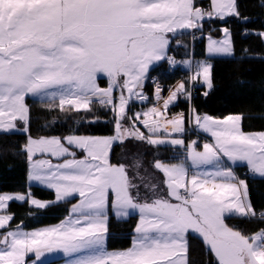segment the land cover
Listing matches in <instances>:
<instances>
[{
  "label": "snow or ice",
  "instance_id": "snow-or-ice-1",
  "mask_svg": "<svg viewBox=\"0 0 264 264\" xmlns=\"http://www.w3.org/2000/svg\"><path fill=\"white\" fill-rule=\"evenodd\" d=\"M231 16H239L236 0H209L208 8L195 0H0V134H26L20 153L27 180L55 194L44 202L31 192L0 193V264H28L29 254L36 264L56 252L72 257L68 264H189L190 236L202 241L212 264H264V228L245 235L226 222L230 217L264 222V210L257 212L247 182L232 168L246 165L248 173L264 178V131H243L242 114L201 116L191 106L192 88L182 81L166 98L156 84L155 105L128 111L131 101L148 99L143 89L154 66L177 63L168 55L172 38L202 29L205 20ZM221 32L219 40L207 38L209 56L233 54L230 30ZM256 35L264 41V31ZM183 64L193 87L212 88L210 63ZM101 78L106 87H100ZM180 96L189 102L188 116H169ZM28 97L90 124L99 117L82 114L98 105L111 112L114 134L33 137ZM186 121L211 138L202 150L196 140L183 138ZM129 141L183 155L176 162L155 157L153 171L144 169L143 175L136 153L126 157L131 165L111 162L114 145ZM72 197L78 202L56 225L32 231L9 227L10 202L42 210ZM109 212L118 220L138 214L129 248L107 250Z\"/></svg>",
  "mask_w": 264,
  "mask_h": 264
},
{
  "label": "trees",
  "instance_id": "trees-1",
  "mask_svg": "<svg viewBox=\"0 0 264 264\" xmlns=\"http://www.w3.org/2000/svg\"><path fill=\"white\" fill-rule=\"evenodd\" d=\"M201 7L205 2H199ZM239 16L227 17L225 21H203L202 29H194L192 32L182 33L178 38H172L170 54L176 59H182L190 55L194 58L205 57L204 42L194 45L191 43L193 34L219 38L221 29L228 28L233 40V56L229 58H213L212 65V88L207 95L202 86L192 89L191 106L199 114H206L214 118L222 119L228 115L242 114V129L245 132L264 131V41H261L256 33L264 31V0H236ZM247 31L251 33L244 36ZM179 40L181 45L175 46ZM247 50V51H245ZM165 63L162 71L158 74L164 77ZM104 85L103 81H100ZM30 109V134L33 137L59 136L69 134L109 136L114 132V122L110 111L101 109L98 105L93 106V111L82 114L87 119L99 117L94 124L83 121L81 115H67L58 110L48 111L42 103L26 101ZM189 102L186 99L178 100L169 109V114L177 112L189 113ZM187 124V121H186ZM185 140H191L192 136L186 133ZM26 140V134L15 132L11 134H0V193H28L41 201H52V191L27 184V162L20 147ZM133 153L138 154L144 168L143 175H147L144 169L152 172V162L155 157H160L171 162L181 152L169 148L167 151L157 150L146 144H135L129 141L125 145L116 144L110 154L111 162L114 164L125 163L131 165L130 158ZM245 170L239 171L248 184L251 203L257 212L264 210V179L248 178L242 175ZM130 175H134L130 171ZM158 175V174H157ZM75 199L53 204L46 209L38 210L28 206L27 202H11L7 211L14 214L10 222V229L21 221L29 220L28 214L36 217L35 225L54 223L67 213L69 206ZM229 226L240 230L245 235H250L260 228H264V222L257 219H244L230 217L226 219ZM136 217L126 219H115L110 217L108 221V234L110 236L133 234ZM121 244V247H126ZM189 264H212L211 256L204 248L199 238L191 237L189 240Z\"/></svg>",
  "mask_w": 264,
  "mask_h": 264
},
{
  "label": "crops",
  "instance_id": "crops-1",
  "mask_svg": "<svg viewBox=\"0 0 264 264\" xmlns=\"http://www.w3.org/2000/svg\"><path fill=\"white\" fill-rule=\"evenodd\" d=\"M196 2V5L197 6H201L200 4H198L199 2H205V3H208L209 5V0H195ZM193 30H189V31H186V32H192ZM186 32H183V33H186ZM171 35V34H169ZM223 36V34L221 33V37ZM209 36L205 35L202 37V41L204 42V47H205V57L204 58H194L192 57L191 55V52H192V46L190 47L189 49V53L190 55L188 57H185V58H182V59H177L178 61L180 62H183L185 60H190L192 62H198V61H205L207 63H210L211 64V60L213 58H229V57H232V55L230 56H223V55H216V56H209L207 54V38ZM213 38V37H212ZM213 39H218V38H213ZM194 45V43H191V45ZM181 45L180 41L177 40L175 42V46H179ZM170 46H171V43H170ZM168 55H170V47L168 49ZM165 61L163 62H160L158 65L154 66V68L152 70H150V76L152 75H158L161 73L162 71V68H163V65H164ZM149 80V79H148ZM148 80L145 81V85H144V93L148 90ZM100 81H103L104 82V85H101L100 84ZM100 87H106L107 86V81L106 79L104 78H101L99 81H98ZM196 86H202L206 92H209L211 89H208L205 85H203L202 83L201 84H196ZM186 87H188V85L186 84ZM117 95L119 93H116ZM179 98H184V96H180ZM29 100V101H33V102H37V103H41L38 99L36 98H33V97H28L26 99V101ZM27 103V102H26ZM171 107V106H170ZM147 110L145 105H143V103L139 102V101H131L130 102V105H129V108H128V111H129V114H133V113H136V112H140V111H145ZM177 113H180V112H177ZM176 114V113H175ZM189 114V113H188ZM171 115H174V114H170ZM201 116L205 115V114H200ZM223 119V118H222ZM125 125L128 124V121H124ZM186 127H190L192 130H194V125H189L188 123L186 124ZM143 131H146L145 129H142ZM195 131V130H194ZM197 132V131H195ZM15 133V132H13ZM199 133L200 135H202L203 137H205L208 141L211 140V138L209 136H207L206 134L202 133V132H197ZM114 134V132H113ZM67 136V135H66ZM110 136V135H109ZM44 137H52V136H44ZM64 137V136H63ZM185 139V138H184ZM186 143L187 142H191L192 139L189 141V140H185ZM202 149V146L200 147L199 150ZM180 155H183V153L181 152ZM178 157V156H177ZM177 161V158H175L174 160H172L171 162H176ZM232 168L233 170L236 172L237 176L241 179H244L242 176H239V171L240 170H245V172H247V169H246V165H240V164H237V165H232ZM206 170H212L210 166H208L206 168ZM27 172H28V165H27ZM158 176H160V178L162 179V174H158ZM254 178H260L258 176H253V178L251 179H254ZM27 179V177H26ZM264 179V178H262ZM245 180V179H244ZM27 184L29 186H37V187H41V188H44L43 186L41 185H38L34 182L30 183L28 180H27ZM46 189V188H44ZM49 190V189H47ZM52 191V190H50ZM143 191V190H142ZM53 195H54V198L53 200L55 199V194L54 192L52 191ZM14 194V193H12ZM71 199H75V202H73L69 208H68V211L66 214L63 215V217H61L58 221L54 222V223H48V224H42V225H35V223H37V219L35 216L31 215V214H28V217L30 218L29 220H24V221H21L18 225H20V227L25 230V231H32V230H36V229H39V228H43V227H48V226H53V225H56L58 223H60L62 220H64L65 218L68 217L69 215V211L70 209L72 208L73 204L77 203L78 202V197H72V198H69L68 200H71ZM52 200V201H53ZM44 202H47V201H44ZM62 202V201H61ZM11 203V202H10ZM17 203H20V202H17ZM28 204V203H27ZM29 206V204H28ZM30 207V206H29ZM31 208H34V207H31ZM35 209V208H34ZM110 217H114L115 219H117L113 214H111V212H109V218ZM128 217H136V223H135V226L138 222V214L137 213H131ZM127 217V218H128ZM258 221H261L259 220V218H257ZM262 222V221H261ZM17 226V225H16ZM16 226L14 228H11V229H15ZM134 226V228H135ZM0 231H3V230H0ZM253 234V233H252ZM134 235V232L132 235L130 236H126V235H118V236H110L109 234H107V239H106V248L108 251H115V250H123V249H127L131 246V243H132V237ZM251 235V234H250ZM127 243V246L126 247H121V244H126ZM27 261H28V264H32V261L35 260V256L34 254H29V256L26 258ZM72 259V257H65L63 255V253L61 252H56V253H46L43 257L40 258L39 261H36V264H68V261Z\"/></svg>",
  "mask_w": 264,
  "mask_h": 264
},
{
  "label": "built area",
  "instance_id": "built-area-1",
  "mask_svg": "<svg viewBox=\"0 0 264 264\" xmlns=\"http://www.w3.org/2000/svg\"><path fill=\"white\" fill-rule=\"evenodd\" d=\"M208 6H209L208 3H205L202 7L208 8ZM191 40L193 43L199 44L202 41V35L193 34L191 36ZM169 56L173 57L177 63L174 66H170L165 61V67L163 70L165 76L164 77H161L159 75L150 76L151 78L148 80V90L144 93L148 97V99L143 102V105H145L146 109L156 104V100L153 95L156 84H159V86L163 89L162 96H164L165 98L169 94L168 90L174 88L181 81L184 82L185 85L187 84L188 87L192 89L194 88L190 82L189 71L184 66L183 62L178 61L171 54ZM140 127L141 129H143V125H140ZM186 128H188V131L185 132L183 138L185 137L186 133H189L192 136V140H196L200 146H202V144L205 141H208L205 137L195 132L190 127H186ZM242 175L248 178H253V175L248 173V171L243 172Z\"/></svg>",
  "mask_w": 264,
  "mask_h": 264
},
{
  "label": "rangeland",
  "instance_id": "rangeland-1",
  "mask_svg": "<svg viewBox=\"0 0 264 264\" xmlns=\"http://www.w3.org/2000/svg\"><path fill=\"white\" fill-rule=\"evenodd\" d=\"M221 38H223V36H222V37L220 36L217 40H219V39H221ZM201 150H202V149H201Z\"/></svg>",
  "mask_w": 264,
  "mask_h": 264
}]
</instances>
